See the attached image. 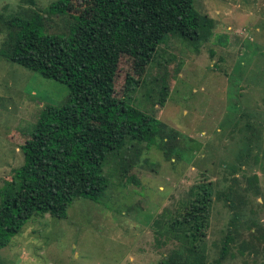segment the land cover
I'll return each mask as SVG.
<instances>
[{
    "label": "rangeland",
    "instance_id": "obj_1",
    "mask_svg": "<svg viewBox=\"0 0 264 264\" xmlns=\"http://www.w3.org/2000/svg\"><path fill=\"white\" fill-rule=\"evenodd\" d=\"M55 1L0 0V13L28 19ZM74 3L72 13L45 14V29L68 33L86 5ZM195 5L213 24L202 43L171 35L147 65L123 55L115 81L123 98L128 78L136 80L131 103L177 132L170 157L160 141L141 142L138 157L132 149L111 155L102 172L112 184L100 201L78 198L66 218L30 219L0 248V264H160L178 250L184 264L200 254L204 264H264V0ZM7 33L0 31V190L23 164L41 109L70 96L66 84L10 60ZM200 183H211L214 197L195 252L181 233H192L190 225L175 219Z\"/></svg>",
    "mask_w": 264,
    "mask_h": 264
},
{
    "label": "trees",
    "instance_id": "obj_2",
    "mask_svg": "<svg viewBox=\"0 0 264 264\" xmlns=\"http://www.w3.org/2000/svg\"><path fill=\"white\" fill-rule=\"evenodd\" d=\"M84 1L68 33L48 32L45 14L72 13L74 0H57L28 19L0 13L10 60L70 90L64 104L41 109L22 145L23 164L0 190V248L36 216L66 218L76 199L100 201L112 184L102 172L111 155L122 158L132 149L138 157L141 142L159 141L166 152L167 143L177 137L156 115L131 103L128 93L137 85L132 77L126 96L115 95L120 60L128 55L147 65L171 35L198 45L212 22L198 13L195 0ZM122 167L121 175L127 171ZM213 197L211 183L196 185L175 219L190 225L192 233L181 231L189 250L200 248L196 242L205 236ZM199 231L203 234L198 236ZM201 255L188 264H204ZM181 257L178 250L160 264H180Z\"/></svg>",
    "mask_w": 264,
    "mask_h": 264
}]
</instances>
